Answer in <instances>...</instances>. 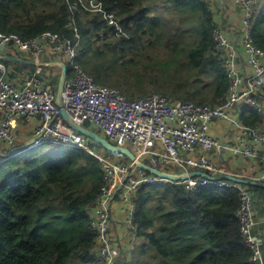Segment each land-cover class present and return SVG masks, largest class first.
Returning a JSON list of instances; mask_svg holds the SVG:
<instances>
[{
  "label": "trees",
  "instance_id": "1",
  "mask_svg": "<svg viewBox=\"0 0 264 264\" xmlns=\"http://www.w3.org/2000/svg\"><path fill=\"white\" fill-rule=\"evenodd\" d=\"M261 4L251 38L264 51V0ZM106 15L114 17L113 25ZM216 27L207 0H0V32L24 41L44 32L73 39L77 64L98 84L110 82L131 100L145 93L219 104L230 82L214 53ZM194 34L187 76L156 77L160 65L149 52H157L158 44L178 50ZM59 79L53 80L56 91ZM241 121L258 127L264 115L245 108ZM102 181L100 161L81 150L46 146L2 163L0 264H101L89 211ZM249 189L255 200L264 197L263 187ZM135 205L134 225L144 243L120 264H257L241 232L236 189L189 192L183 184L161 181L139 190Z\"/></svg>",
  "mask_w": 264,
  "mask_h": 264
},
{
  "label": "built area",
  "instance_id": "2",
  "mask_svg": "<svg viewBox=\"0 0 264 264\" xmlns=\"http://www.w3.org/2000/svg\"><path fill=\"white\" fill-rule=\"evenodd\" d=\"M233 1L242 15L241 22L233 23L241 34V49L231 41L223 21H216L214 53L226 69L230 82L227 93L217 105L184 102L166 95L128 99L120 91L98 84L75 63L77 50L73 39L44 32L35 40L24 41L19 36L0 32V56L23 52L35 61L23 60L35 63H41V54L65 57L67 62L62 61L67 65L68 73L63 105L75 123L96 133L101 131L112 144L130 149L138 161L148 166L169 174L186 172L189 175L184 181L172 182L138 168L129 176L136 167L134 161L124 164L97 155L95 143L67 124L56 104L57 91L53 83L40 76L43 67L37 66L35 71L28 72L25 80L18 72L15 79H11V67L8 69L0 61V165L17 155L46 146L81 150L96 157L103 170V181L89 214L97 242L95 252L101 264L123 261L111 233L113 202L119 201L123 205L121 211L126 216V223L137 238L135 196L144 186L161 181L183 184L189 192L204 187L238 190L237 214L242 235L252 251V260L264 264V231L258 230L260 220L254 195L248 186L228 180L224 166L230 156L259 162L261 173L256 181L264 182V124L250 127L239 119L245 108L264 115L259 102V94L264 92V51L257 48L251 38L253 19L261 7V0ZM106 18L110 25L115 23L112 15H106ZM67 28L72 29L73 24H68ZM73 33L79 41V29L74 28ZM69 65L73 74H70ZM36 120L28 143L20 145L24 136L18 123ZM215 123L234 126L237 129L234 141L222 143L217 140L212 135Z\"/></svg>",
  "mask_w": 264,
  "mask_h": 264
},
{
  "label": "crops",
  "instance_id": "3",
  "mask_svg": "<svg viewBox=\"0 0 264 264\" xmlns=\"http://www.w3.org/2000/svg\"><path fill=\"white\" fill-rule=\"evenodd\" d=\"M225 1L226 0H221L222 5H224ZM228 2H229L228 5L224 8L226 19L223 21L222 25L225 28V30L228 32L231 41L235 43L236 45H238L240 48L241 41H242L241 34L238 33L237 30L234 28L233 23L241 22L242 15L240 11L237 12L236 7L234 6L233 0H228ZM240 54L243 57L242 51ZM52 56L53 55H50L51 58ZM54 61L61 62L62 60L52 58L49 62H54ZM243 69L246 70L245 65ZM32 71L33 70L29 71L28 68H25V71L19 70L18 73L20 74V78L25 80L27 79L28 72L31 73ZM259 102L262 105V108L264 110V98L262 99V102L261 101ZM241 116H242V113L239 116V119H241ZM36 124H37V120L29 122V123L19 122L18 128L22 131L24 138L27 139L29 136L32 135L33 129L35 128ZM235 131H237V129L234 126L227 124V123H223V124L215 123L212 126V135L217 140L221 141L222 143H230L234 141V138L236 135ZM225 169L227 173L229 174L228 176L256 181V179H259V175L261 173V163L250 161L242 157L230 156L229 162H227V167H225ZM122 207L123 205L119 202L117 203V201L113 202L112 204L111 211H112L114 223L112 226L111 233H112V236L115 238L116 246L121 251V257H122L123 262L124 260L126 262H129L134 256L133 248L136 250L138 246L144 243V240H141L138 237L136 238L132 234L129 226L126 223V220H125L126 216L121 211ZM257 214H258L257 217L260 220V225H259L258 230L263 232L264 231V214L262 213L260 214L258 211H257Z\"/></svg>",
  "mask_w": 264,
  "mask_h": 264
},
{
  "label": "rangeland",
  "instance_id": "4",
  "mask_svg": "<svg viewBox=\"0 0 264 264\" xmlns=\"http://www.w3.org/2000/svg\"><path fill=\"white\" fill-rule=\"evenodd\" d=\"M207 2L210 3L212 6H214L216 21L217 22L224 21L226 19L224 8L228 5V3H229L228 0L225 1L224 5H222L221 0H207ZM182 26L184 27V29H188L190 31L191 27L187 28V23H184ZM195 36L196 35L194 34L193 36L187 37V39L185 40L187 42L184 43V45L180 46V48L178 50H174L173 47L172 48L167 47L165 44H158L156 46L157 52H155L154 50L150 51L149 54L152 55L155 58V60L159 62V65L161 66V67L159 66V68H158L159 71L157 73V76L155 74H151V75L156 76V77L163 79V80L170 79L171 78L170 76H172V77L182 76L186 72V69H187L186 61L188 59L190 49L194 46L193 42H195V40L196 41L198 40L197 38H195ZM10 57H19L21 59L22 58L23 59H29L30 56H28L26 53H23V52H18V53L16 52V53H12ZM52 58L53 59H61V60L67 62L65 57H62L59 54H54L52 56ZM52 58L50 56L45 55V54L40 55V60L43 63L49 62ZM30 60L35 61V58L30 57ZM3 63L8 67V69L10 67H11V69L13 68L12 70H9V76L11 79H15L16 74L19 70L25 71V68H28L29 71H31V70L35 71V69H36V67H26L22 64H18L17 62H14L13 64L9 63V65L7 62H3ZM75 63L77 64V62H75ZM77 65H79V64H77ZM140 66H142L141 63H140ZM68 67H69V70L72 71L71 74H73L72 66L69 65ZM121 67L122 66H119L118 71L125 75V69L121 68ZM115 71H116V68L113 71H111V74H113ZM60 74H61V71L59 69H56L54 67H45L40 76L42 78L50 80L53 83V80ZM165 74L170 75V76H166ZM185 75L187 76V72ZM101 84H103L102 86H106V87H109L112 89H116L122 93V91L119 88L112 87V83H110V82L109 83H101ZM152 95H163V94H152ZM166 96H169V95H166ZM146 97H147V94L141 93V94L136 95L135 100L146 98ZM170 97H172V96H170ZM259 98H260V101L262 102V99L264 98V93H260ZM206 105H212V104L207 103ZM221 124H223V123H221ZM97 132L100 133L101 136L105 137V135L101 131L98 130ZM236 132L237 131H235V133ZM28 138L27 139L24 138L23 141L20 142V145H24V144L28 143ZM94 146L96 147L97 155H99L103 158H106V159L111 160L113 162L121 161L124 164L130 163V160L125 155H122L120 153H112L110 151H107L106 149H104L103 147H101L98 144H94ZM227 162H229V158H226V160L224 162L225 167H227ZM117 199L119 200V197ZM118 202L119 201H117V203ZM255 205H256L257 211L260 214L261 213L264 214V197L256 198ZM95 255H98V254L95 252ZM122 262L123 261H121L120 263H122Z\"/></svg>",
  "mask_w": 264,
  "mask_h": 264
},
{
  "label": "water",
  "instance_id": "5",
  "mask_svg": "<svg viewBox=\"0 0 264 264\" xmlns=\"http://www.w3.org/2000/svg\"><path fill=\"white\" fill-rule=\"evenodd\" d=\"M0 60H12L14 62H18V63H21V64L26 65V66H30V67L40 66L43 68L54 67V68L60 69L61 75H60L59 84H58V88H57L56 104L61 109V115L64 117L65 121L67 122V124L70 127H72L78 133L89 137L95 144L100 145L101 147H103L104 149H106L107 151H110L112 153H120L122 155H125L130 161H134L136 164V167L133 169L132 173L129 176H132L133 174H135V172L138 168H141V169L147 171L148 173L155 175V176H157L163 180H169L172 182H181V181L188 179L189 175L186 172H182L181 174H169V173L159 171V170H157L151 166H148V165L138 161L130 149H128L126 147H120V146L114 145L110 141H108L105 137L101 136L100 134H98L92 130L86 129L85 127L75 123L68 116V114L66 113V111L64 109V105H63V93H64V88H65L67 73H68V68H67V65L65 62L54 61V62H45V63H43V62L35 63V62L25 61L21 58L10 57V56H0ZM200 174H202V173H193V175H200ZM129 176L126 178V181L129 178ZM226 178L228 180L236 181V182L243 184V185H246L248 187L259 186V187L264 188V183H262L260 181L246 180V179H241V178H237V177H233V176H226Z\"/></svg>",
  "mask_w": 264,
  "mask_h": 264
},
{
  "label": "clouds",
  "instance_id": "6",
  "mask_svg": "<svg viewBox=\"0 0 264 264\" xmlns=\"http://www.w3.org/2000/svg\"><path fill=\"white\" fill-rule=\"evenodd\" d=\"M261 182V181H260Z\"/></svg>",
  "mask_w": 264,
  "mask_h": 264
}]
</instances>
